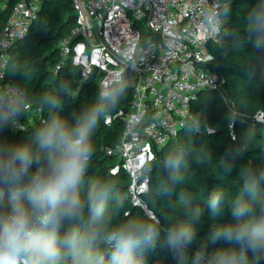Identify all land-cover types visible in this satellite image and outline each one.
Masks as SVG:
<instances>
[{
  "label": "clouds",
  "instance_id": "obj_1",
  "mask_svg": "<svg viewBox=\"0 0 264 264\" xmlns=\"http://www.w3.org/2000/svg\"><path fill=\"white\" fill-rule=\"evenodd\" d=\"M230 13L229 4L221 12H205L200 30L215 31L219 17ZM244 32L251 48L264 54V0L248 11ZM134 56H125V68L113 71L90 103L62 115L60 99L47 96L48 115L26 142L0 141V264H148L158 249L173 264H264V166L227 168L226 176L235 171L238 178L235 193L202 192L203 210L180 194L182 214L166 215L163 223L147 200L133 214L116 183L90 176L96 130L127 95L125 69L137 70ZM13 74L34 75L21 68ZM258 79L264 83V66ZM59 90L66 100L74 94L67 82ZM27 108L21 92L0 90V130L14 127ZM141 118L138 113L133 122ZM226 120L235 128L238 114ZM199 128L198 119L185 125L189 133ZM252 143L243 136L226 154L242 158ZM194 154L190 143H178L145 159L141 182L151 183L156 173L160 192L177 195L190 182ZM205 210L212 223L200 236Z\"/></svg>",
  "mask_w": 264,
  "mask_h": 264
},
{
  "label": "built area",
  "instance_id": "obj_2",
  "mask_svg": "<svg viewBox=\"0 0 264 264\" xmlns=\"http://www.w3.org/2000/svg\"><path fill=\"white\" fill-rule=\"evenodd\" d=\"M52 0H16L0 31V90L23 91L6 81L11 53L23 40L46 2ZM76 13V25L57 45L58 62L54 72L69 64L82 81L94 79L98 86L113 71L125 68V56L134 51L137 70L125 69L132 89L127 110L118 109L104 122L111 125L120 119L124 131L119 142L106 146L107 156L120 163L129 176L130 201L144 207L149 180L141 182L139 169L145 159L157 157L158 151L174 140L186 124L196 120L193 105L202 91H219L224 78L211 66L216 61L213 51L227 33L225 17L220 16L215 31H201L205 12H221L220 0H70ZM148 38L144 39L142 29ZM96 70V75L93 71ZM24 97V94H23ZM25 99V98H24ZM27 110L12 131L35 127L45 119L42 108ZM138 113L141 119L133 122ZM134 123V126H133ZM202 130L200 123L199 131ZM211 131L210 126L205 127ZM234 136L233 128L229 127Z\"/></svg>",
  "mask_w": 264,
  "mask_h": 264
},
{
  "label": "trees",
  "instance_id": "obj_3",
  "mask_svg": "<svg viewBox=\"0 0 264 264\" xmlns=\"http://www.w3.org/2000/svg\"><path fill=\"white\" fill-rule=\"evenodd\" d=\"M229 4L231 13L225 22L227 33L223 42L215 46L213 51L216 61L212 69L223 78L224 83L219 91H202L193 105L196 118L202 125V130L189 133L185 129L162 147L157 158L162 152H167L170 147L178 143H190L194 149L191 157L189 176L190 182L178 189V194L165 196L160 192L153 173L149 191L145 194L147 200L161 217L166 215H181L182 205L180 194L192 197V206L204 209L202 192L222 190L234 194L238 184L236 172L226 176V169L231 167L238 170L244 167L264 166V123L254 119L253 110L260 105L264 114V83L259 82V69L264 66V54L255 52L247 42L244 32L245 17H240L239 7H254L258 0H220ZM16 0H9L6 9H0V31L3 29ZM76 13L70 0H52L46 2L38 19L32 25L28 35L14 47L8 62L6 81L18 86L24 98L33 108H42L44 118L48 115L44 98L47 96L58 97L63 105L62 115L71 109L78 108L82 103H90L98 89V82L94 79L82 82L67 64L59 72H54L58 62L57 45L76 25ZM16 68L27 69L34 73L30 78L14 75ZM70 84L74 94L65 99L59 90L61 83ZM132 99V89L129 85L127 95L120 102L118 109L129 108ZM117 109V110H118ZM114 110L110 114L117 112ZM230 113L238 114V122L233 128L234 136L230 134L226 117ZM39 125L22 130L12 131L10 128L0 130V141L9 143L26 142L30 133ZM210 126L211 131L206 132L205 127ZM124 131V123L120 119L106 125L104 120L98 126L95 136V155L90 164V176L108 179L118 185L122 196L127 199L128 210L135 214L138 209L130 201L129 176L120 168L116 173L111 169L120 163L117 157L107 156L104 152L106 146H113L120 141ZM250 136L253 143L248 153L240 158L232 159L227 156V151H234L243 136ZM158 162V161H157ZM212 221L205 218L199 229V235L207 233ZM163 236V233H162ZM160 254L161 264H173L167 255L157 250Z\"/></svg>",
  "mask_w": 264,
  "mask_h": 264
},
{
  "label": "rangeland",
  "instance_id": "obj_4",
  "mask_svg": "<svg viewBox=\"0 0 264 264\" xmlns=\"http://www.w3.org/2000/svg\"><path fill=\"white\" fill-rule=\"evenodd\" d=\"M8 1L9 0H0V9L1 10L6 9ZM250 9H251V7H239L238 13H239L240 17L246 16ZM225 22L228 24L227 18H226ZM142 33H143L144 39H147L148 35H147L146 28L142 29ZM256 105H258V107H255V110H253L254 118H255V116H257L261 112L260 111V105L257 103H256ZM112 169H111V172H112ZM160 260H161L160 254L154 253V254H151L149 256L148 264H161Z\"/></svg>",
  "mask_w": 264,
  "mask_h": 264
},
{
  "label": "water",
  "instance_id": "obj_5",
  "mask_svg": "<svg viewBox=\"0 0 264 264\" xmlns=\"http://www.w3.org/2000/svg\"><path fill=\"white\" fill-rule=\"evenodd\" d=\"M96 73H97V71L94 70L93 71V74L96 75ZM103 75H104L103 73L100 74V77L98 78V82H100V80L103 77ZM78 76H79V78H81V72H79V75ZM254 119H256L258 121H264V114L262 112H260L257 116H255Z\"/></svg>",
  "mask_w": 264,
  "mask_h": 264
}]
</instances>
